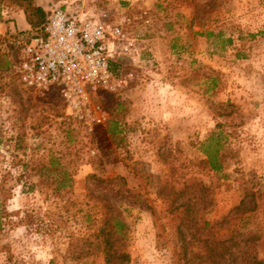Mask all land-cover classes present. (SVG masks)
<instances>
[{"label":"rangeland","instance_id":"374dc122","mask_svg":"<svg viewBox=\"0 0 264 264\" xmlns=\"http://www.w3.org/2000/svg\"><path fill=\"white\" fill-rule=\"evenodd\" d=\"M39 1L119 26L117 72L89 94L95 120L25 88L11 38L37 30L0 2V264H105L81 249L111 213L129 264L264 258V0ZM249 190L258 208L229 211Z\"/></svg>","mask_w":264,"mask_h":264},{"label":"built area","instance_id":"2783aa9c","mask_svg":"<svg viewBox=\"0 0 264 264\" xmlns=\"http://www.w3.org/2000/svg\"><path fill=\"white\" fill-rule=\"evenodd\" d=\"M121 36L117 25L56 8L41 31H21L11 38L22 49L13 71L25 88L55 89L69 113L85 109L87 117L95 120L91 108L96 112L100 106L91 104L89 94L98 86L107 88L114 77L110 60Z\"/></svg>","mask_w":264,"mask_h":264},{"label":"trees","instance_id":"16d2710c","mask_svg":"<svg viewBox=\"0 0 264 264\" xmlns=\"http://www.w3.org/2000/svg\"><path fill=\"white\" fill-rule=\"evenodd\" d=\"M3 0H0V2ZM18 4L22 9L25 15V19L30 27L34 30L41 31L45 24L48 21V15L46 11L38 5L35 0H8ZM110 70L113 73L117 72V68L113 60H110ZM208 161L214 167H217V160L215 159L214 155H210L208 157ZM206 189H201V192H204ZM251 198V207H247L243 202L232 207L229 211L233 212V214H245L252 210L258 208L256 203L255 193L251 190L248 191ZM185 206L183 210L186 214V217H182L180 223L184 224L188 227L189 222L194 221V218L189 216V213H192L193 208L190 206V201L187 200L186 203L182 204ZM111 207V206H110ZM192 209V211H190ZM114 210V209H113ZM190 211V212H189ZM199 211V210H196ZM193 216V215H192ZM208 223V221H205ZM179 232H181V227H178ZM126 234V225L123 220H121L117 215H105L103 218L101 225L97 228L96 232L94 233L95 242L89 241L86 245V248H82L81 252L84 255H88L92 253L93 250L99 252L104 259L105 264H129L130 256L129 253L124 249V238ZM245 242H249L256 246L257 241L260 239L259 235L249 229L243 233ZM243 240V239H242ZM92 246V247H91ZM73 255V253H71ZM80 254V253H79ZM218 259L212 261V264H217L220 262L221 258L224 257V254L219 252ZM233 254L232 252L230 255ZM256 253L248 254L246 257H250V263L254 264H264V258H259L255 255Z\"/></svg>","mask_w":264,"mask_h":264},{"label":"crops","instance_id":"0c3cea01","mask_svg":"<svg viewBox=\"0 0 264 264\" xmlns=\"http://www.w3.org/2000/svg\"><path fill=\"white\" fill-rule=\"evenodd\" d=\"M37 4H39L45 10V8L43 7V5L41 4V1L37 0ZM17 14H18V17L21 18V20L23 21V23H22V29H28V28H30V25L27 23V21L25 19V15H24L23 11L22 10H19Z\"/></svg>","mask_w":264,"mask_h":264}]
</instances>
